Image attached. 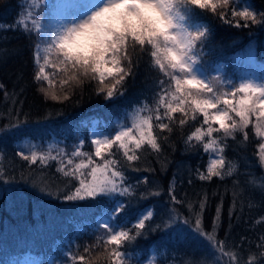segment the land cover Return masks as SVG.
<instances>
[{"label": "trees", "instance_id": "trees-1", "mask_svg": "<svg viewBox=\"0 0 264 264\" xmlns=\"http://www.w3.org/2000/svg\"><path fill=\"white\" fill-rule=\"evenodd\" d=\"M64 2L73 3L0 0V264H117L118 260L142 264L152 252L156 254L153 264H212L214 249L235 254L241 264H264V163L255 128L249 124L228 136L214 120L205 122L192 104L193 99L218 97L216 108L207 109L210 116L225 109V99L236 106L243 94L232 56L254 41L256 58L264 61V23L245 22L231 11L248 7L260 20L264 0H229L227 5L218 3L215 13L211 6L206 10L184 8L188 26L210 29L204 43L197 41L188 55L206 75L205 83L213 87L211 94L178 92L174 76L183 73L159 69L150 56L151 46L130 42L127 56L132 74L118 86L122 96L106 99V90L98 91V79L82 77L81 83L64 85L60 78L57 86L68 99L59 101L40 91L43 77L37 81L35 74L41 66L48 69L54 60L51 53H58L52 34L56 13ZM129 59L122 60L124 67ZM58 65L54 61L56 72L61 70ZM112 82L109 77L105 84ZM187 87L195 89L196 85ZM64 104L69 106L66 114L62 113ZM171 107L184 111L172 112ZM137 111L140 117H150L152 126L149 130L145 125L139 149L129 143L128 154L138 159L128 161L118 145H113L111 155L105 150L103 157H96L92 133L114 135L122 126L133 124ZM161 123L168 128L161 129ZM209 125L211 135L193 136L197 129V135L207 133ZM140 131L134 127L138 139ZM152 139L158 148L152 147ZM81 141V155L71 156ZM61 150L67 153L63 164L59 160L30 164L19 156L20 151L55 156ZM218 151L224 161L217 168L221 175L200 179L209 175L211 156ZM84 153L91 154L92 166L115 160L117 170L122 169L133 186L131 196L66 200L64 196L79 187L80 172H90V168L76 169L82 161L87 163ZM58 167L76 175L65 176L57 172ZM119 199L126 207L118 218L113 207ZM149 206L154 215L145 221L141 236L121 246L106 242L105 222L136 235V217ZM174 216L181 224L188 222V232L179 231L175 224L173 230L164 229V223ZM197 218L199 230L220 244L213 248L204 236L194 234ZM115 251L128 255L116 257Z\"/></svg>", "mask_w": 264, "mask_h": 264}, {"label": "snow or ice", "instance_id": "snow-or-ice-1", "mask_svg": "<svg viewBox=\"0 0 264 264\" xmlns=\"http://www.w3.org/2000/svg\"><path fill=\"white\" fill-rule=\"evenodd\" d=\"M117 3L122 6L117 7ZM218 3L220 5H227L229 0H102L100 3L90 2L88 5V11L78 17H74L71 20L62 21L54 32V39L56 49L58 53L62 54L60 63L63 65V70L66 75V79L62 81V84L67 85L69 82L81 83L83 78L98 79L101 87L99 92L106 90V99H112L123 95V92L119 91V87L123 84L126 77L132 74V63L127 56V47L130 42L145 46L146 44L151 46L150 56L154 58L155 65L163 71H167L169 68L172 70H178L181 75H175V87L180 93H186L187 95H193V92L200 94L201 91L211 94L213 87L210 84H206L204 79L197 78V69L195 61L189 57L195 47H197V41L204 43V38L210 32L207 27L192 28L187 25V17L184 14V8L191 6L192 8H198L206 10L211 6L212 12L217 10ZM221 17L223 13L219 14ZM231 15L237 18H243L245 22L251 21L252 23H264V13H261V19L257 20V12L249 10L248 7H244L242 11H236L233 9ZM105 17L111 21L116 22L119 27L109 37L108 43L104 47L90 46L87 48H78L74 52L69 53L63 48L62 42L64 37L82 31L87 25L92 24L100 17ZM18 23H23L22 21ZM231 23V21H229ZM236 26H241L239 21ZM0 27H3L0 25ZM51 46V45H50ZM129 59L128 67L122 65V60ZM48 79L45 75V68L41 66L39 71L35 74V79L39 81L41 78ZM111 77L112 83L105 84V81ZM49 84L52 81L49 80ZM196 85V88L190 89L187 86ZM46 96H51L53 100L68 99V96L59 97L54 91L50 89H40ZM240 92L247 95H242L239 100V107L233 105L232 100L225 99L222 101L225 105L224 110L217 109L211 116L209 115L208 108H216V102L218 97L211 99H193L192 104L195 109L203 114L205 122L209 120H215L219 122V128L224 131L228 136H231L238 128L242 129L244 126L250 123V114L252 111H258L261 116H264V85L253 86L251 83L242 84L239 89ZM258 94V95H253ZM226 95V94H225ZM175 98V97H174ZM183 103L182 100L179 101ZM172 112H183V107H171ZM229 110L235 112L240 121L234 123H228L230 119ZM151 118L140 117L137 111L133 117V126H124L121 130H118L114 135H106L102 138H96L91 140V144L95 145L94 155L96 157H103L105 150L112 154L113 145H118L120 149H123L124 155L128 161H135L138 157L129 153V143L134 142L135 148L139 149L144 141L145 133L142 129L147 125L149 130L151 124L149 120ZM184 123L183 120L180 121ZM161 129L168 128L167 124L161 123ZM19 127V125H17ZM134 127L140 131V138H136L134 134ZM10 131V129H6ZM200 132L197 129L193 133V136H197L198 139H203L204 135H211L213 132L212 127L209 125L207 133L197 135ZM153 148H158V144L155 139L150 141ZM215 143V141H213ZM83 145V141L77 144L76 150L71 153V156L81 155L79 148ZM207 148L208 145H205ZM3 150L0 149V152ZM67 155L63 150L58 152L55 156L51 153H37L31 152L30 155H25L24 151H20L19 156L23 160L28 161L30 164H36L37 162L42 165L48 164L49 161L59 160L61 164L64 163L62 157ZM87 163L81 162L76 165V169L90 168V172H80V179L78 180L79 187L75 188L74 193L71 195H65L66 200H79L85 197H122L129 198L133 190V186L126 179L125 172L117 170V164L115 160L105 159L103 164L93 165L91 154L84 153ZM72 159L67 160V164L71 165ZM264 163V160H262ZM223 159H216L212 162V165L208 168V176L201 175L199 178L211 179L213 176H220L221 173L217 169V166H223ZM57 172H62L65 176H75V171L66 172L62 167L57 168ZM146 179V178H145ZM127 185V186H126ZM172 201H176V197H171ZM126 205L123 199H119L113 207V212L119 218V214L124 211ZM191 207V205H189ZM204 204H200V209L203 211ZM154 215L153 211H146L137 215L133 228L136 230V235H131V229L116 230L113 225L105 222L103 229L107 234V243L121 246L125 242L134 241L137 236H141L143 233L140 230L145 229V221ZM220 211L217 209V220H219ZM171 222L164 223L165 230H173L172 225L175 224L176 229L183 232H188L185 226L187 221L183 224L179 223V217H171ZM131 223V221H126ZM200 219L197 218L195 224L197 226L194 234L197 236H204L205 239L214 248L219 241H214L212 235H205L199 230ZM179 235V232H178ZM116 257L127 256V251L120 252L115 251ZM81 261L83 256L79 258ZM117 264H121L118 260ZM148 264H151V258H149Z\"/></svg>", "mask_w": 264, "mask_h": 264}, {"label": "rangeland", "instance_id": "rangeland-1", "mask_svg": "<svg viewBox=\"0 0 264 264\" xmlns=\"http://www.w3.org/2000/svg\"><path fill=\"white\" fill-rule=\"evenodd\" d=\"M72 1H73L72 4L64 2L60 10L56 13V17L54 20V23L56 26L55 30L62 21L71 20L74 17H78L82 14H85L88 11V5L90 2H93V3L102 2V0H72ZM40 23L41 21L37 22V24H40ZM53 40L55 42L54 35H53ZM53 52H56V51H53ZM51 56L54 60L51 64H49L48 69L45 68L46 70L45 75H47L48 79L43 78L41 80L40 89L41 88L50 89L51 91H54L57 96L63 97L67 93H65L62 90V88H58L57 86V83H60L62 80L60 78H64V79L67 78L63 70V65L60 63L62 58L59 56L58 53H51ZM232 59L234 63L236 64V67L238 68V71H239V88L242 84H246V83H251L253 84L254 87L264 85V61H260L256 58V48H255L254 41H249L241 50H239L232 56ZM54 61L57 64H60L58 65L59 68L61 69L59 72H56L55 70H53ZM196 69H197V78L204 79L206 81V75L199 68V66L196 65ZM49 80L52 81L51 85L49 84ZM41 83H44V84L41 85ZM201 93H203V91H201ZM193 94H195V92H193ZM242 94L247 95L245 93H242ZM44 95L46 96L45 93ZM253 95L255 96L258 94H253ZM46 97H48L49 99H52L51 96H46ZM236 107L237 108L239 107V103L236 104ZM219 109L224 110L221 108ZM229 115H230V119L227 121L228 123H234V122L240 121V117L236 113L231 114L229 111ZM215 122H217V124L219 125L218 121H215ZM249 124L254 126L255 128L256 135L258 136L260 140V143H259L260 157L262 160H264V116H261L258 111H252L250 114ZM127 126H133V124H130ZM123 127L124 126H122L119 130H121ZM145 130H146V127L142 129L143 132ZM237 130H240V128H238ZM103 136H106V135H102L100 132H97V131H94L92 133L93 139L102 138ZM216 159H223L222 154L219 151L211 156L210 166L212 165V162ZM218 167L219 166H217V168ZM146 211H153V207L152 206L146 207L144 210L141 211V213H144L146 215ZM155 256L156 254L152 252V254L148 258L142 261V264H148L149 258H151V264H153L155 261ZM213 257H214L213 259L214 262L213 263L211 262L212 264H241L240 262H242V260H240L239 257H238V261H236L235 254H230V253H225V252L223 253L221 250H216V249H214ZM251 260L252 259L250 258L249 261Z\"/></svg>", "mask_w": 264, "mask_h": 264}, {"label": "clouds", "instance_id": "clouds-1", "mask_svg": "<svg viewBox=\"0 0 264 264\" xmlns=\"http://www.w3.org/2000/svg\"><path fill=\"white\" fill-rule=\"evenodd\" d=\"M122 6L117 3V7ZM119 25L105 17H100L92 24L87 25L82 31L64 37L62 47L69 53L78 48H87L90 46L104 47L112 33Z\"/></svg>", "mask_w": 264, "mask_h": 264}, {"label": "bare ground", "instance_id": "bare-ground-1", "mask_svg": "<svg viewBox=\"0 0 264 264\" xmlns=\"http://www.w3.org/2000/svg\"><path fill=\"white\" fill-rule=\"evenodd\" d=\"M63 106H64V109H62V113L66 114L67 113V109H68L69 106H68V104H64ZM4 183H6V182L4 181ZM0 184H1V181H0Z\"/></svg>", "mask_w": 264, "mask_h": 264}]
</instances>
